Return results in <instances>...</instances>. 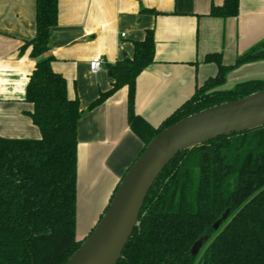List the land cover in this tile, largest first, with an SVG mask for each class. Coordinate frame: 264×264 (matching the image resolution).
Masks as SVG:
<instances>
[{
  "label": "trees",
  "instance_id": "obj_1",
  "mask_svg": "<svg viewBox=\"0 0 264 264\" xmlns=\"http://www.w3.org/2000/svg\"><path fill=\"white\" fill-rule=\"evenodd\" d=\"M238 10L239 0H223L211 5L209 14L234 17ZM56 24L57 0H35L34 36L20 51L29 48L35 62L24 100L31 104L25 113L40 136L0 137V264H63L86 238L77 240L75 233L82 110L77 98L67 97L65 78L51 67L49 31ZM263 59L264 41L232 65L223 64L220 53L207 54L205 61L217 65V74L196 86L190 98L153 128L134 108L137 76L154 60L153 31L147 30L142 40L134 41L131 57L107 66L110 87L88 109L126 87L128 123L144 143L140 155L157 133L178 120L263 90L264 80L256 79L220 88L229 70ZM204 236L192 255V246ZM116 264H264V126L177 154L150 188Z\"/></svg>",
  "mask_w": 264,
  "mask_h": 264
},
{
  "label": "crops",
  "instance_id": "obj_2",
  "mask_svg": "<svg viewBox=\"0 0 264 264\" xmlns=\"http://www.w3.org/2000/svg\"><path fill=\"white\" fill-rule=\"evenodd\" d=\"M223 0H57V24L49 31L53 71L66 81L67 97L77 98V240L89 235L113 190L139 156L144 143L130 128L127 88L88 109L110 87L107 66L131 57L134 41L153 31L154 60L137 76L135 113L156 128L192 96L196 86L217 74L205 56L220 53L225 65L264 41V0H239L234 17L210 16ZM153 9L159 14L143 12ZM35 0H0V137L38 138L24 100L34 60L29 48L35 29ZM123 35V36H122ZM101 57L103 68L89 62ZM264 80V59L225 74L221 89L247 80Z\"/></svg>",
  "mask_w": 264,
  "mask_h": 264
},
{
  "label": "water",
  "instance_id": "obj_3",
  "mask_svg": "<svg viewBox=\"0 0 264 264\" xmlns=\"http://www.w3.org/2000/svg\"><path fill=\"white\" fill-rule=\"evenodd\" d=\"M264 126V89L182 118L157 133L121 179L112 200L90 234L63 264H116L145 198L163 168L180 152L220 136ZM227 211L214 224L216 229ZM199 238L191 248L195 255Z\"/></svg>",
  "mask_w": 264,
  "mask_h": 264
},
{
  "label": "built area",
  "instance_id": "obj_4",
  "mask_svg": "<svg viewBox=\"0 0 264 264\" xmlns=\"http://www.w3.org/2000/svg\"><path fill=\"white\" fill-rule=\"evenodd\" d=\"M103 64H104V61L101 57H93L89 62V66L92 72H96L102 69Z\"/></svg>",
  "mask_w": 264,
  "mask_h": 264
}]
</instances>
